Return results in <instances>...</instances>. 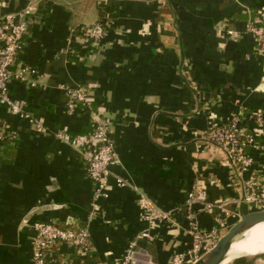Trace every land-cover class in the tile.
I'll return each instance as SVG.
<instances>
[{
    "label": "crops",
    "instance_id": "1",
    "mask_svg": "<svg viewBox=\"0 0 264 264\" xmlns=\"http://www.w3.org/2000/svg\"><path fill=\"white\" fill-rule=\"evenodd\" d=\"M29 1L0 0V16ZM46 1L51 8L44 18L34 15L18 57L37 68L38 86L10 85L43 131L0 106V120L19 134L0 151V264H35L32 224L43 216L87 227L92 243L84 256L55 245L54 264H117L133 240L137 264H170V255L190 242L184 210L172 224L152 228L150 239L139 238L147 224L138 192L172 209L199 186L213 205L196 203V218L216 225L222 204V234L253 211L241 202L242 182L264 180V57L246 24L254 14L264 17V0H35L36 10ZM102 18L105 35L89 49L74 30ZM79 84L90 86V103L69 114L63 86ZM255 112L263 122L247 120L256 141L253 163L240 172L205 133ZM92 115L109 119L117 157L99 198L78 151L53 135L87 136ZM41 205L56 208L34 214L20 231L25 215Z\"/></svg>",
    "mask_w": 264,
    "mask_h": 264
},
{
    "label": "built area",
    "instance_id": "2",
    "mask_svg": "<svg viewBox=\"0 0 264 264\" xmlns=\"http://www.w3.org/2000/svg\"><path fill=\"white\" fill-rule=\"evenodd\" d=\"M35 12V0H31L20 10L0 16V106H4L11 114L33 124L36 130L43 131V124L26 109L24 102L10 94V85L13 82L25 83L30 88L38 86L37 68L19 64L18 61L19 53L24 44V35L30 29ZM106 28L107 24L103 18L81 26V36L86 47L92 49L98 46L105 35ZM246 30L254 36L256 50L264 57V17H257L254 21H248ZM231 32L232 29L227 30L229 35ZM63 88L66 95L65 106L69 114H73L79 108L89 106L90 86L88 84L66 85ZM91 119L93 120L92 130L87 136L72 135L62 130L54 132L53 135L78 151L86 175L92 185V196L99 198L105 195L110 185L111 166L116 163L117 157L115 142L110 135L109 119L107 117L99 118L95 115H92ZM248 119L261 124L263 114L260 112L249 113L245 118L241 113L235 114L226 123L211 125L205 133V140L219 147L226 159L240 172H248L253 163L249 148L256 141L254 134L248 129ZM18 136V132L11 128L6 120H0V144H15ZM115 181L120 186L125 184V181L120 177H117ZM137 202L142 219L147 224V227L137 236L139 238L150 239L152 228L161 222L172 224L174 214L184 210L188 223L186 234L190 242L185 249L175 250L170 255V264H192L203 253L212 248L222 235L220 229L225 223V218L221 214L225 211L222 204L219 205L221 217L216 225L209 228L201 226L196 218L194 209L196 203L202 202L205 207H212L213 205L208 202L205 189L199 186H193L187 192L182 205L172 209L158 207L141 192L137 194ZM241 202L253 211L264 210V180H256L252 176L245 178L242 182ZM32 227L34 234L32 236L31 257L35 264H54L52 259L53 248L59 243L73 247L79 256H84L92 250L87 227H81L72 222H60L56 218L35 221ZM136 247L137 242L131 241L117 264H137Z\"/></svg>",
    "mask_w": 264,
    "mask_h": 264
},
{
    "label": "water",
    "instance_id": "3",
    "mask_svg": "<svg viewBox=\"0 0 264 264\" xmlns=\"http://www.w3.org/2000/svg\"><path fill=\"white\" fill-rule=\"evenodd\" d=\"M56 208L55 205H41L32 208L23 218L20 225V231L23 226H27V221L34 214L42 213L44 210ZM264 222V210H256L243 213L240 218L225 232L223 233L212 248L203 253L192 264H217L222 256L230 248L232 241L237 237L242 230L250 228L257 223ZM19 231V233H20Z\"/></svg>",
    "mask_w": 264,
    "mask_h": 264
},
{
    "label": "bare ground",
    "instance_id": "4",
    "mask_svg": "<svg viewBox=\"0 0 264 264\" xmlns=\"http://www.w3.org/2000/svg\"><path fill=\"white\" fill-rule=\"evenodd\" d=\"M262 231H264V222L242 230L217 264H227L243 252L264 251V232Z\"/></svg>",
    "mask_w": 264,
    "mask_h": 264
},
{
    "label": "rangeland",
    "instance_id": "5",
    "mask_svg": "<svg viewBox=\"0 0 264 264\" xmlns=\"http://www.w3.org/2000/svg\"><path fill=\"white\" fill-rule=\"evenodd\" d=\"M227 264H264V251L243 252Z\"/></svg>",
    "mask_w": 264,
    "mask_h": 264
},
{
    "label": "trees",
    "instance_id": "6",
    "mask_svg": "<svg viewBox=\"0 0 264 264\" xmlns=\"http://www.w3.org/2000/svg\"><path fill=\"white\" fill-rule=\"evenodd\" d=\"M51 5H52L51 1H46L45 4L42 7L40 6V7L37 8L35 14H39L42 18H44L47 15V13L49 12V10L51 8ZM253 16H254L253 17L254 19L252 18L253 20H250V21H254L255 20L256 15L254 14ZM74 33H76L78 35H82V31H81L80 28L75 29ZM68 57L70 59H74L75 58L72 55H68ZM2 145L3 144H0V151H2V149L6 148V147H1ZM47 219H49V218L46 217V216H43V217H41V219H37L36 221H38V220H47Z\"/></svg>",
    "mask_w": 264,
    "mask_h": 264
}]
</instances>
